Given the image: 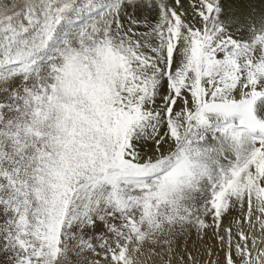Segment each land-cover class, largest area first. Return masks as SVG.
Segmentation results:
<instances>
[{
    "label": "snow or ice",
    "instance_id": "1",
    "mask_svg": "<svg viewBox=\"0 0 264 264\" xmlns=\"http://www.w3.org/2000/svg\"><path fill=\"white\" fill-rule=\"evenodd\" d=\"M0 264H264V8L0 0Z\"/></svg>",
    "mask_w": 264,
    "mask_h": 264
},
{
    "label": "bare ground",
    "instance_id": "2",
    "mask_svg": "<svg viewBox=\"0 0 264 264\" xmlns=\"http://www.w3.org/2000/svg\"><path fill=\"white\" fill-rule=\"evenodd\" d=\"M253 3L256 5L257 10H259L260 8H264V0H253ZM142 15L148 16L149 13L145 10L142 11Z\"/></svg>",
    "mask_w": 264,
    "mask_h": 264
}]
</instances>
